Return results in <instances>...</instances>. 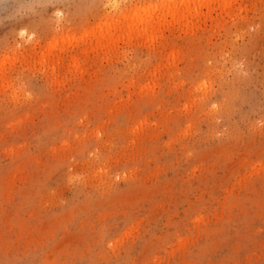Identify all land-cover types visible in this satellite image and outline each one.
Segmentation results:
<instances>
[{
	"label": "rangeland",
	"instance_id": "374dc122",
	"mask_svg": "<svg viewBox=\"0 0 264 264\" xmlns=\"http://www.w3.org/2000/svg\"><path fill=\"white\" fill-rule=\"evenodd\" d=\"M0 264H264V0H0Z\"/></svg>",
	"mask_w": 264,
	"mask_h": 264
},
{
	"label": "bare ground",
	"instance_id": "6f19581e",
	"mask_svg": "<svg viewBox=\"0 0 264 264\" xmlns=\"http://www.w3.org/2000/svg\"><path fill=\"white\" fill-rule=\"evenodd\" d=\"M136 24V23H135ZM146 28V27H145ZM145 31V30H144Z\"/></svg>",
	"mask_w": 264,
	"mask_h": 264
}]
</instances>
